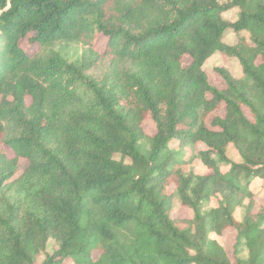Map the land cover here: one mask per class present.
I'll return each instance as SVG.
<instances>
[{
  "label": "trees",
  "instance_id": "1",
  "mask_svg": "<svg viewBox=\"0 0 264 264\" xmlns=\"http://www.w3.org/2000/svg\"><path fill=\"white\" fill-rule=\"evenodd\" d=\"M216 51L243 73L215 67L222 88L203 69ZM175 140L202 143L208 172L177 167ZM0 143V264H264L245 186L264 178V0H0ZM227 229L229 252L212 236Z\"/></svg>",
  "mask_w": 264,
  "mask_h": 264
},
{
  "label": "rangeland",
  "instance_id": "2",
  "mask_svg": "<svg viewBox=\"0 0 264 264\" xmlns=\"http://www.w3.org/2000/svg\"><path fill=\"white\" fill-rule=\"evenodd\" d=\"M221 1H227V0H221ZM238 12H239L238 8L233 7L232 9L224 12L223 17L227 21L232 22L237 18ZM239 36L248 38V32L242 31L239 34H236L228 29L224 33L222 37V41L227 44H232L237 40ZM104 45H105L104 38L98 40L97 48L100 51L104 48ZM34 48L35 46H31L28 47V50L32 51ZM215 67L226 68L235 78H240L243 76L241 65L235 58L229 57L221 52L216 51L204 62L203 69L208 74L211 83H213L215 86L219 88L224 87V81L218 74H216L213 71ZM142 128L146 136H151L155 130L154 123L149 118L143 121ZM142 146L145 149H148L149 139L145 138L142 142ZM171 148H172L171 152L172 153L176 152L175 154L176 157L181 160L180 164L177 167H182V169L186 170L187 172L191 171L196 175L204 174L208 172L206 166L197 157L198 152L205 148V146L202 143L190 144V143H181L180 141L175 140L171 143ZM0 149H2L7 154V156L13 155L12 151L2 143H0ZM226 154L228 159H230L233 162L238 163L241 161L240 155L237 153L235 147L232 144L228 145ZM116 157L119 158V155H116ZM25 166H26L25 161L19 162L18 170L15 174V177H17L22 172ZM228 168L229 167L226 164H220V169L223 172H227ZM248 179L249 180L246 182L245 186L247 187V189H249L251 194H253L254 208L252 212L256 213L259 209L264 210V178H261L259 176H253ZM170 190L175 192L174 200H173V215H177L179 217L186 219L192 218L193 216L192 210L188 207L181 205L179 200V195L175 191V187L171 186ZM2 192L5 198L14 197V195L11 193H7L6 191H2ZM221 202H222V196L219 193L213 194L212 196H210V198L202 202L201 208L203 211H206L209 210L210 208L218 206ZM246 204H247V200H245L243 203L244 207L236 206V205L232 207L233 215L235 216L236 219L242 220L244 218V215L246 213V209H245ZM234 235L235 233L232 229H227L223 235L213 234L212 236L216 238L221 244H223L226 250L229 252L230 249L229 247L233 243ZM56 247L57 245L55 243V240L50 238L49 241L47 242L46 252L51 253L54 249H56ZM247 254L248 251L246 247L242 246L241 256L243 258H246ZM43 259H44V255L41 254L38 257V264H40ZM67 264H73V263L71 262V260H68Z\"/></svg>",
  "mask_w": 264,
  "mask_h": 264
}]
</instances>
